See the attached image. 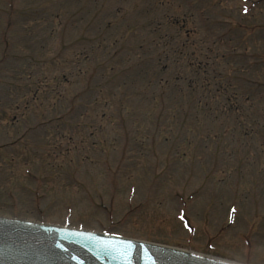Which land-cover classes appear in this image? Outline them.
Instances as JSON below:
<instances>
[{
  "label": "rangeland",
  "instance_id": "obj_1",
  "mask_svg": "<svg viewBox=\"0 0 264 264\" xmlns=\"http://www.w3.org/2000/svg\"><path fill=\"white\" fill-rule=\"evenodd\" d=\"M0 216L264 264V0H0Z\"/></svg>",
  "mask_w": 264,
  "mask_h": 264
},
{
  "label": "water",
  "instance_id": "obj_2",
  "mask_svg": "<svg viewBox=\"0 0 264 264\" xmlns=\"http://www.w3.org/2000/svg\"><path fill=\"white\" fill-rule=\"evenodd\" d=\"M0 264H236L107 234L0 217Z\"/></svg>",
  "mask_w": 264,
  "mask_h": 264
},
{
  "label": "trees",
  "instance_id": "obj_3",
  "mask_svg": "<svg viewBox=\"0 0 264 264\" xmlns=\"http://www.w3.org/2000/svg\"><path fill=\"white\" fill-rule=\"evenodd\" d=\"M157 80H158V79H157ZM152 81H153V80H152ZM161 83H162V80L159 81V84H161Z\"/></svg>",
  "mask_w": 264,
  "mask_h": 264
}]
</instances>
